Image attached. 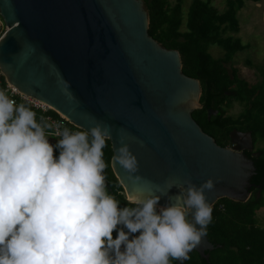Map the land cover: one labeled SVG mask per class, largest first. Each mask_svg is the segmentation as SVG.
<instances>
[{"label": "water", "instance_id": "obj_1", "mask_svg": "<svg viewBox=\"0 0 264 264\" xmlns=\"http://www.w3.org/2000/svg\"><path fill=\"white\" fill-rule=\"evenodd\" d=\"M0 17L5 81L79 130L109 126L111 169L127 203L147 195L161 196L160 206L174 203L185 180L199 186L209 178L212 207L250 199L256 172L244 152L253 150L251 133L234 130L231 147H221L201 130L192 117L202 108L200 82L182 72L177 50L149 35L142 0H0ZM217 113L209 110L208 119ZM121 135L137 158L139 181L113 160ZM216 248L205 236L188 256L209 260Z\"/></svg>", "mask_w": 264, "mask_h": 264}, {"label": "clouds", "instance_id": "obj_2", "mask_svg": "<svg viewBox=\"0 0 264 264\" xmlns=\"http://www.w3.org/2000/svg\"><path fill=\"white\" fill-rule=\"evenodd\" d=\"M52 128L0 88V264H182L188 259L212 222L205 195L214 189L211 178L199 186L185 180L174 203L160 206L161 196L147 195L121 207L105 175L110 127L93 122L87 130L48 131ZM50 135L59 137L55 144ZM119 144L113 160L139 181L133 175L137 158L123 135Z\"/></svg>", "mask_w": 264, "mask_h": 264}, {"label": "trees", "instance_id": "obj_3", "mask_svg": "<svg viewBox=\"0 0 264 264\" xmlns=\"http://www.w3.org/2000/svg\"><path fill=\"white\" fill-rule=\"evenodd\" d=\"M142 1L148 11L149 35L166 49L177 50L182 72L200 82L202 108L193 111L192 117L201 130L221 147H230V133L234 130L250 132L254 144V151L245 153L256 172L250 180V199L245 203L219 200L212 207V222L207 226L206 236L211 244L220 248L209 253V260L193 252L184 264H264V229L258 227L256 218V213L264 208V149L256 147L257 142H264V87L240 79L231 66L233 56L246 49L232 35L239 32L237 12L246 1L261 0H228L223 13L212 6L213 0H194L186 17L181 1L175 5L170 0ZM0 21L3 23L1 17ZM211 45L219 46L225 56L213 59L208 53ZM5 85V78L0 75V88L4 89ZM233 103L243 107L237 117L228 114ZM209 110L218 113L208 119ZM104 154L109 191L125 206L127 202L120 194L122 187L111 169L113 151L109 140ZM54 155H58V151H54ZM115 235L114 232V238Z\"/></svg>", "mask_w": 264, "mask_h": 264}, {"label": "rangeland", "instance_id": "obj_4", "mask_svg": "<svg viewBox=\"0 0 264 264\" xmlns=\"http://www.w3.org/2000/svg\"><path fill=\"white\" fill-rule=\"evenodd\" d=\"M178 1H181L182 10L186 17L188 9L194 0H170L172 5H175ZM211 4L222 12L227 8L228 0H213ZM236 18L240 31L236 37L233 36L246 49L237 52L233 56L231 66L237 70L240 79L245 80L250 85L258 83L264 87V0L257 3L246 1L243 9L237 13ZM0 29L3 35L6 30L1 21ZM208 53L215 60L225 56V51L217 45H211L208 48ZM242 110L243 107L239 103H233L228 110V114L237 117ZM49 141L56 143V139H49ZM256 147L264 149V142H257ZM121 207L123 206L121 205ZM259 215L261 216L260 221L257 219L258 227L264 229V208L256 213V218H259Z\"/></svg>", "mask_w": 264, "mask_h": 264}, {"label": "built area", "instance_id": "obj_5", "mask_svg": "<svg viewBox=\"0 0 264 264\" xmlns=\"http://www.w3.org/2000/svg\"><path fill=\"white\" fill-rule=\"evenodd\" d=\"M4 89L8 92V94L13 99L17 101V103L23 102L27 106L31 107L36 112L38 120L40 119V117L43 116L48 123L52 124L53 128L48 131L54 132L57 129V126H60L61 128L67 127L72 131L77 130V128L74 127L68 121V119L65 118L63 115L55 112L51 107L47 106L46 104L21 94L18 90L12 87L9 83L6 82ZM50 137L54 139L59 138V137H55L54 135H50Z\"/></svg>", "mask_w": 264, "mask_h": 264}, {"label": "crops", "instance_id": "obj_6", "mask_svg": "<svg viewBox=\"0 0 264 264\" xmlns=\"http://www.w3.org/2000/svg\"><path fill=\"white\" fill-rule=\"evenodd\" d=\"M226 9H227V8H226ZM242 9H243V8H242ZM242 9H241V10H242ZM225 11H226V10H223L222 12L219 11V12H220V13H223V12H225ZM239 11H240V10H239ZM239 11H238V12H239ZM238 12H237V13H238ZM238 24H239V23H238ZM239 31H240V26H239ZM238 33H239V32H238ZM238 33H237V34H238ZM237 34H232V35H234V36L236 37ZM49 139L51 140V139H54V138H52V137L49 136ZM54 140H55V139H54ZM49 142L52 143L51 141H49ZM52 144H54V143H52ZM260 216H261V215H259V218H257V219H259V221H260Z\"/></svg>", "mask_w": 264, "mask_h": 264}, {"label": "flooded vegetation", "instance_id": "obj_7", "mask_svg": "<svg viewBox=\"0 0 264 264\" xmlns=\"http://www.w3.org/2000/svg\"><path fill=\"white\" fill-rule=\"evenodd\" d=\"M230 147H231V145H230ZM253 151H254V144H253V150H252L251 152H253ZM246 152H249V151H245L244 153H246ZM251 152H250V153H251Z\"/></svg>", "mask_w": 264, "mask_h": 264}]
</instances>
